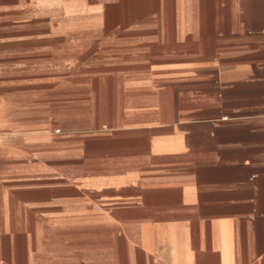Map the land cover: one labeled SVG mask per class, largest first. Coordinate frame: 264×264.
I'll use <instances>...</instances> for the list:
<instances>
[{
  "label": "crops",
  "instance_id": "obj_1",
  "mask_svg": "<svg viewBox=\"0 0 264 264\" xmlns=\"http://www.w3.org/2000/svg\"><path fill=\"white\" fill-rule=\"evenodd\" d=\"M0 264H264V0H0Z\"/></svg>",
  "mask_w": 264,
  "mask_h": 264
}]
</instances>
